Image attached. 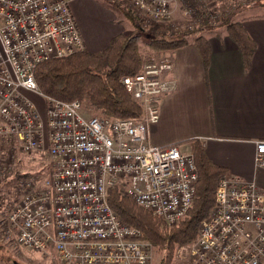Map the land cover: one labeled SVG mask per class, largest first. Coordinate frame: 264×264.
Masks as SVG:
<instances>
[{
	"label": "built area",
	"instance_id": "1",
	"mask_svg": "<svg viewBox=\"0 0 264 264\" xmlns=\"http://www.w3.org/2000/svg\"><path fill=\"white\" fill-rule=\"evenodd\" d=\"M73 1L0 0V141L16 142L28 163L35 162L34 154L49 156L40 191L32 173L5 193V209L13 208L4 218L6 237L52 264L54 254L59 264H264V190L254 183L228 174L219 179L196 239L174 252L178 262H168L166 255L155 262V248L107 203L115 187L169 228L192 206L198 181L192 153L149 140L160 100L176 87L166 77L173 69L170 55L123 78L141 109L136 119L91 116L84 102L44 97L43 118L25 96H42L34 78L37 65L84 50L70 11ZM125 1L141 16L143 30L149 22L179 30L172 12L182 0ZM16 156L13 150L0 160V182L10 179L9 160ZM256 163L264 167V142H256Z\"/></svg>",
	"mask_w": 264,
	"mask_h": 264
},
{
	"label": "trees",
	"instance_id": "2",
	"mask_svg": "<svg viewBox=\"0 0 264 264\" xmlns=\"http://www.w3.org/2000/svg\"><path fill=\"white\" fill-rule=\"evenodd\" d=\"M110 1L116 8L123 9L124 16L134 27V33L116 35L100 53L83 50L37 65L34 78L45 99L60 102L81 101L90 112L108 118H139L141 109L126 91L122 80L140 72L147 62L138 50V43L142 38L156 58L173 54L190 45L192 39L206 66L210 47L204 34L210 28L224 27L228 37L242 54L244 71L247 72L251 67L256 45L242 25V21L247 18L235 20L238 12L234 11L222 19L216 18V26L210 25L202 2L182 0L192 18L197 21V28H189L191 24L175 23L179 30L174 31L163 24L149 22L143 30L141 26L145 23L132 6L125 0ZM188 143L195 160L198 181L192 206L177 225L169 228L150 212L122 196L117 188L108 190L107 203L111 210L123 223L140 231L143 240L164 252L168 262L178 247L187 246L196 239L199 225L214 206L218 181L227 174L224 168L210 161L200 140L192 139ZM1 264H9V261L2 260Z\"/></svg>",
	"mask_w": 264,
	"mask_h": 264
},
{
	"label": "crops",
	"instance_id": "3",
	"mask_svg": "<svg viewBox=\"0 0 264 264\" xmlns=\"http://www.w3.org/2000/svg\"><path fill=\"white\" fill-rule=\"evenodd\" d=\"M84 3L74 0L71 5ZM242 19L256 45L250 69L244 71L242 54L224 27L204 34L210 47L206 66L191 39L190 45L169 54L173 69L166 77L176 87L160 100L158 121L150 125L148 133L150 142L159 147L200 140L212 163L264 190V167L256 163V142H264V13L237 20ZM112 30L106 27L90 41L80 34L84 50L100 53L113 37L126 34L123 30L111 36ZM147 59L155 60L153 54ZM25 96L41 114L33 101L36 95ZM40 97L44 109L45 99Z\"/></svg>",
	"mask_w": 264,
	"mask_h": 264
},
{
	"label": "rangeland",
	"instance_id": "4",
	"mask_svg": "<svg viewBox=\"0 0 264 264\" xmlns=\"http://www.w3.org/2000/svg\"><path fill=\"white\" fill-rule=\"evenodd\" d=\"M84 1L85 3L83 5H75V7H72L71 5L70 11L82 38L86 41L93 40L94 37L99 32H103L106 27L114 29L109 32V35L111 36L119 33L120 31L122 32L123 30L126 32V35L134 33V27L132 26L131 22L127 20L126 16H124L123 9L116 8L110 0ZM198 2H202L204 5L203 11L210 19V25L215 26L217 19L225 18L234 11L238 12L235 20L242 16L255 13H264V0H198ZM184 5L181 3L173 7L172 22L191 24L189 28H197V25H195L197 21L195 22L189 11L187 12L184 9L186 8V4ZM163 25L165 26L167 24ZM181 29H183V27H181ZM214 29L215 28H210L208 31H213ZM138 50L144 56L147 62H151L147 59L148 54L154 55V53L146 47L145 40L143 38L138 43ZM161 58L162 57L156 58L154 56L155 60L152 61H159ZM37 96L38 95L33 98V101L39 105V110L42 117L46 118L45 108L43 109L41 97ZM87 114L91 116H97L96 113H92L89 110H87ZM189 148V143H185V145L181 144L179 146V149L184 152H189ZM13 150L17 156L11 158L12 160H9L10 172L7 175L10 177V179H4L0 182V264L2 263V260L9 261V264H13L14 261L17 264H52V260L49 258H44L34 250L18 245L15 243L14 238L11 237V235L6 237L4 234L5 230L8 231L4 222V218H6L5 215L13 209H5L7 206H9V202L6 200L7 198L5 193L10 192L11 189H13L15 183H17L16 180L20 178L21 175H32V173L37 177L40 191L42 182L48 173L47 167L49 166V156L46 151L34 154L33 158L35 159V162L28 163L27 156L20 154V149L14 141H0V160L5 161L8 158V152H13ZM17 158H19L21 161L18 160L14 162V160H17ZM8 199L10 202H12L10 198ZM153 253L155 262H159V260L165 254L164 252H160L157 249H155ZM9 257H11L12 260ZM172 257L174 258L175 256ZM174 259L175 262H178V258ZM54 261L55 264H59L55 254ZM171 261H173V259L170 260V262Z\"/></svg>",
	"mask_w": 264,
	"mask_h": 264
},
{
	"label": "water",
	"instance_id": "5",
	"mask_svg": "<svg viewBox=\"0 0 264 264\" xmlns=\"http://www.w3.org/2000/svg\"><path fill=\"white\" fill-rule=\"evenodd\" d=\"M13 264H17V263L14 261Z\"/></svg>",
	"mask_w": 264,
	"mask_h": 264
}]
</instances>
